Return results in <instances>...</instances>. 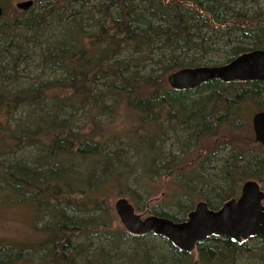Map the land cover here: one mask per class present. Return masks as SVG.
<instances>
[{
    "label": "trees",
    "instance_id": "trees-1",
    "mask_svg": "<svg viewBox=\"0 0 264 264\" xmlns=\"http://www.w3.org/2000/svg\"><path fill=\"white\" fill-rule=\"evenodd\" d=\"M9 1L0 0V202L31 204L42 224L30 222L37 240L0 245V264H110L89 255L85 242L76 245L99 231L114 249L123 244L120 234L130 236L133 251L123 254V264H264V245L249 246L264 236L234 242L211 235L193 254L152 232L119 230L107 218L109 200L128 195L139 206L136 189L152 195L165 174L177 178L170 205L193 200L195 183L206 189L212 178L221 185L206 189L204 200L214 210L236 198L246 180L264 192L260 144L214 146L194 165L187 162L194 142L264 111V81L213 79L184 90L166 83L178 69L219 65L212 59L218 51L226 63L263 48L262 0H32L27 10L7 14ZM29 61L52 77L10 88ZM67 109L87 120L74 128L60 117ZM18 112L26 113L22 125ZM122 112L134 127L112 133L108 126ZM104 113L110 121L98 118ZM168 138L178 156L162 148ZM115 141L118 147L110 148ZM27 147L38 153L29 166L9 158ZM125 157L135 160L128 164ZM192 209L172 212L165 205L152 213L179 222ZM146 236L163 239L167 249L147 245Z\"/></svg>",
    "mask_w": 264,
    "mask_h": 264
},
{
    "label": "rangeland",
    "instance_id": "rangeland-1",
    "mask_svg": "<svg viewBox=\"0 0 264 264\" xmlns=\"http://www.w3.org/2000/svg\"><path fill=\"white\" fill-rule=\"evenodd\" d=\"M24 1V0H10L8 2V8L6 9V13L10 14L12 11L19 10L16 8V3ZM261 5L264 6V0L261 1ZM212 59L218 63H223V52L218 51L215 53L214 56H212ZM20 74L17 79L14 80L12 84H10V88L13 89V87H26L29 84L33 83H39L42 80H46L48 78H51L52 75L47 74V72H42L41 68L37 66L36 61H29L27 65L22 64L19 68ZM42 79H37L38 77ZM48 76V77H47ZM256 113V112H254ZM253 113V114H254ZM25 114L22 112H18L15 116V121L19 124L25 123ZM121 114V115H120ZM119 116L111 122V124L108 126L109 130L111 132H118L119 130L127 129L130 130L134 127L133 123L130 122L126 117H124L123 112L120 113ZM253 114H251L249 121H243L242 124L237 129H225L221 131L216 136H205L200 140L199 143L193 144V147H191L189 155L187 157V162H193V165L200 160L202 156H204L209 150H212L215 146L216 148L220 147L223 149L224 147L226 150L229 148V145L231 144H239L240 146H249V147H255L258 142L254 139V133L252 129L251 119ZM61 118L70 119L73 123V127L77 128L82 123H84L87 120V114L81 113L80 111L73 112L70 109H67L65 111H62L60 113ZM106 114H100V117L103 118L104 121H110L106 119ZM106 119V120H105ZM166 139V138H165ZM163 149L166 153H169V156H178L180 148L177 147L176 141L173 140V138H168L167 140H163ZM110 148H115L117 146V142L110 143ZM124 150L125 147H123ZM37 150L34 147H27L25 149H22L16 153V155L9 157L17 159V161L20 162V164H25L27 166L30 165V162L37 156ZM123 161L127 160V163H132L135 158L129 157L126 159L123 158ZM13 161V159H12ZM158 167H154L156 169ZM155 171V170H154ZM212 173V169L209 171ZM163 174V173H161ZM138 173H134L132 177L129 180V187L128 193L132 191L133 184L131 183L133 178H137ZM177 178H172L169 175L165 174L162 175L160 178H157L153 187V194L152 195H146L144 190L142 189H136V192L139 193L141 198L138 200L139 206H136L135 202L128 196V195H119L118 197H114L113 199L108 201V204L110 205L109 211L107 213V218L112 221L113 227L125 231L126 229L121 224L119 217L114 209V203L118 198H126L134 207L135 213L139 214L141 218L148 217L150 215H153L152 211L155 209H158L160 207H164L165 205L171 206L172 212H176L178 210V206L182 207V205H192L194 206L200 202L204 201V191L206 189H212L214 186L221 185V182L216 180L215 178H212V182H207L206 189L201 188L200 184L195 183L194 186H197L196 192L193 194L195 197L193 200L181 197L178 199L177 203L174 205H170L172 202L171 195L173 194L174 190L178 189L176 186V180ZM143 180H149L148 177H145ZM151 185V182H149ZM131 184V185H130ZM242 185V184H241ZM241 188V187H240ZM204 189V190H203ZM240 191V190H239ZM176 192V191H175ZM213 199V198H212ZM13 201V200H10ZM214 201V199H213ZM6 203V202H4ZM14 205H6L1 204L0 202V245H11L15 241H31V240H37L40 236L34 232L33 227L30 226L31 221H35L37 226H40L42 224V221L40 219L35 218V214L33 211V206L29 203H23L20 204L18 202H14ZM180 209V208H179ZM43 219L46 221L48 219V215L46 213H43ZM69 215H72V213H69ZM42 218V217H41ZM118 235V234H117ZM116 235V236H117ZM121 237V242L123 243L121 246H119V249H114L111 247L110 243L105 239L103 232H98L97 235H92L89 238V241H84L83 237L76 240V245H80L81 243L85 242L89 245V255L93 254H100L102 257L109 259L110 264H119L124 263L127 261V259L123 258V254L127 255L130 252L133 251L132 242H130L131 238L129 235H119ZM143 242H146L147 245H152L153 247L157 248H165L166 244L164 243L163 239H156L153 236H146L142 239ZM264 245V241L257 239L253 240L249 243V246H252L254 249L260 248V246ZM193 254H195V249L192 251ZM247 259V258H246ZM244 259V260H246ZM247 264H251V260H246ZM131 262V261H130ZM132 263V262H131ZM135 264V263H132Z\"/></svg>",
    "mask_w": 264,
    "mask_h": 264
},
{
    "label": "water",
    "instance_id": "water-1",
    "mask_svg": "<svg viewBox=\"0 0 264 264\" xmlns=\"http://www.w3.org/2000/svg\"><path fill=\"white\" fill-rule=\"evenodd\" d=\"M32 3V0L20 1L16 3V8L27 10ZM2 13L0 5V17ZM213 79L223 82L264 81V47L243 52L223 64L178 69L166 76V83L173 89L184 90L197 88ZM251 124L255 141L264 147V111L254 113ZM263 200L264 192L259 183L246 180L236 198L224 202L216 210L200 201L187 214L186 219L179 222L154 215L141 218L126 198H118L114 209L129 233L138 235L152 232L167 239L179 250L192 252L198 242L211 235H223L234 242L264 236Z\"/></svg>",
    "mask_w": 264,
    "mask_h": 264
}]
</instances>
